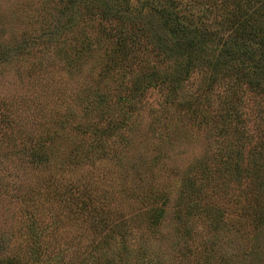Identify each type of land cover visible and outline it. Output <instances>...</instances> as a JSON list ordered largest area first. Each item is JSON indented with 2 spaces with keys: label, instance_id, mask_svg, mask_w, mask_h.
<instances>
[{
  "label": "rangeland",
  "instance_id": "obj_1",
  "mask_svg": "<svg viewBox=\"0 0 264 264\" xmlns=\"http://www.w3.org/2000/svg\"><path fill=\"white\" fill-rule=\"evenodd\" d=\"M72 1L0 0V264H264V87H173L183 61L134 18L170 6L218 48L237 0Z\"/></svg>",
  "mask_w": 264,
  "mask_h": 264
},
{
  "label": "trees",
  "instance_id": "obj_2",
  "mask_svg": "<svg viewBox=\"0 0 264 264\" xmlns=\"http://www.w3.org/2000/svg\"><path fill=\"white\" fill-rule=\"evenodd\" d=\"M87 3L94 5L107 19L131 18L133 14L128 12L131 9L125 0H73L71 5L75 9L77 6H84ZM140 7L141 10L134 15V18L148 26L150 40L153 41L154 47L169 57L172 56L183 61L176 65V70L173 72L175 74L172 79L173 87L176 88L182 77L188 76L190 72L204 69L208 71L209 80L212 83L218 81L219 75L222 76L224 73L235 75L238 72L252 90L255 89L257 94L262 93L264 50H258V47H264V0H237L230 20L227 22L231 37L229 38L230 35L226 37L218 48H211L208 44V38L211 40L213 37L195 31L191 24L184 22V16L179 15L172 7L149 1ZM143 10L147 12L144 13ZM148 13L151 15L147 16ZM137 30L140 31L139 28ZM113 36L119 37L117 34ZM132 42L133 45L139 46L138 40L132 38ZM117 47L125 49L124 59H131L130 48L127 47V43L122 37L118 39ZM142 65L139 64L141 69ZM144 80L148 82L151 81V78L146 75L142 76L141 85L145 84L142 82ZM256 165L259 167L249 174L257 180L259 179L260 184L257 185V188L264 190V166H261L262 162L253 164V166ZM261 209L262 207H260ZM252 210L257 216L256 225L260 227L264 216L261 213H256L259 210L257 206L252 207ZM14 263L13 259H8L7 264Z\"/></svg>",
  "mask_w": 264,
  "mask_h": 264
}]
</instances>
